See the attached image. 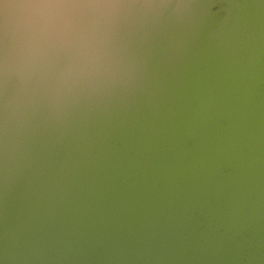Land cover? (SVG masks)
I'll use <instances>...</instances> for the list:
<instances>
[{"label": "water", "instance_id": "water-1", "mask_svg": "<svg viewBox=\"0 0 264 264\" xmlns=\"http://www.w3.org/2000/svg\"><path fill=\"white\" fill-rule=\"evenodd\" d=\"M0 264H264V0H0Z\"/></svg>", "mask_w": 264, "mask_h": 264}]
</instances>
